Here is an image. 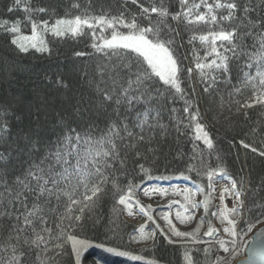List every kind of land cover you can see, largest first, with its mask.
I'll list each match as a JSON object with an SVG mask.
<instances>
[{
  "label": "snow or ice",
  "instance_id": "1",
  "mask_svg": "<svg viewBox=\"0 0 264 264\" xmlns=\"http://www.w3.org/2000/svg\"><path fill=\"white\" fill-rule=\"evenodd\" d=\"M131 2L138 5L143 26L137 15L125 19L124 11L119 16L103 12L90 16L85 12L72 18H57L50 24L48 20L34 18L37 14H48L49 7H35L30 0H11L5 5L8 14L24 13L23 20L0 19V30L13 51L34 50L51 55L52 50L42 38L41 30L58 38H75L83 36L87 28L92 30V49L103 55L97 60L88 52H74L77 58L92 59V64H81L76 69L83 86L77 94L69 96L65 107L52 114L50 122L42 118V106H37L32 114L31 125L34 126L21 127L14 132L17 109L10 101L0 98V264H82L90 248H101L131 261H143V256L81 237L80 233L104 222L97 209L109 195L114 209L119 207L128 217H134L138 210L147 217L136 229L142 241L154 237L158 230L170 244L203 245L202 250L207 255L211 252V242L203 237L220 235L215 241L218 252L228 256L216 254L212 264H252V257L257 255L264 260V227L250 242L249 258L243 262L235 259L237 238L241 235L238 228L245 208L242 196L246 198L252 193L255 199L257 192L264 190V178L257 188H251L250 179L227 176L223 168L201 166L198 170L189 164L190 173L203 174L202 178L207 180V194L198 201L195 194L206 192L203 185H196L195 193L189 188L179 191L173 188L183 196L184 202L170 200L166 207L171 210L179 206L183 211H176L174 217L171 211L163 213L164 227L152 215L153 206L136 198V191L149 199L169 195L167 187L146 184V181L172 179L163 174L153 176L152 167H146L155 166L159 157L165 156L166 146L171 149L169 136H174L175 140L187 136L192 144L190 159L201 165L204 151L211 155L217 149L208 127L201 122L196 87L186 91L182 86L181 61L176 54L182 46L177 44L181 26H222L219 31L198 36L201 42L209 43L214 57L204 62L198 59L194 65L203 94L214 96L222 84L231 86L234 78L242 77V83L251 85L253 91L237 112L247 116L246 109L264 106V0H214L212 3L178 0L180 11L175 13L170 11L168 0H152L147 7L139 0ZM72 7L79 9L80 5ZM201 8L205 11H199ZM218 10L226 14L218 16ZM173 21L176 27L172 26ZM22 23L30 25V35L21 34ZM118 25L127 31L118 30ZM97 27L101 32L105 28L112 29L110 36L97 37ZM195 39L193 35L192 40ZM217 42L220 46L228 45L223 55ZM8 58L13 63L0 61V81L11 83L10 78L17 75V69L15 57L9 54ZM194 69L186 70L188 78L193 77ZM54 86L58 92L68 89L63 78H56ZM235 91L239 93L241 88ZM177 98L182 101L179 110L174 107ZM235 143L264 160V150L244 140L233 141L232 146ZM182 155L184 153L177 149V156ZM216 159L221 157L217 155ZM244 164L246 161H242V166ZM136 173L140 174L138 184L128 179L130 174ZM216 176H226L230 181V186L219 193L223 208L211 213L219 217L220 227L209 222L207 230L199 236L200 225L204 223L201 217L191 231L178 228L174 220L180 225H190L196 220L199 209L208 213ZM179 177L192 179L184 172H180ZM226 196L233 200L231 208L224 203ZM262 207L254 205L260 216H264ZM148 222L155 226L151 235L145 232ZM259 223L264 221L257 218L255 223L248 222L247 232ZM184 261L196 264L189 252H185Z\"/></svg>",
  "mask_w": 264,
  "mask_h": 264
},
{
  "label": "trees",
  "instance_id": "2",
  "mask_svg": "<svg viewBox=\"0 0 264 264\" xmlns=\"http://www.w3.org/2000/svg\"><path fill=\"white\" fill-rule=\"evenodd\" d=\"M35 7L46 6L49 7V13L46 15L37 14L35 19L48 20L53 23L55 19L64 17L72 18L75 15H83L87 12L91 15H98L108 13L112 16H119L121 11L125 12V19H130L132 15H137L138 22L144 25L143 21L139 20L138 5L132 4L131 0H30ZM144 6H148L152 0H139ZM193 0H190L192 3ZM199 3L200 0H195ZM212 3L214 0H207ZM223 2V0H222ZM11 0H0V19H8L10 22L15 19L23 20L24 13L16 12L8 14L5 10V5L10 4ZM171 5L170 11L175 13L180 11L178 0H168ZM73 4H79V9H74ZM199 11H205L201 8ZM226 14L223 10H218L217 15ZM172 26L176 27V22H172ZM22 32L29 33L30 25L22 23ZM118 30L126 32L127 29L122 26H117ZM221 25L202 24L193 25L191 27L181 26V37H177V44L182 45L178 51L177 56L181 61V82L186 91L195 86L196 94L199 97L200 114L203 117L202 121L208 127L210 134L213 136L217 144L216 151L209 155L208 151H204L203 165L197 160H191L190 156L192 144L189 142L187 136L180 137L175 140L174 136H169L168 141L172 145L171 149L165 147V156L159 157L155 166L152 167V175H169L174 179H183L179 177L180 172L185 175H191L190 181L203 185L207 194V180L196 173L188 171V165L192 164L198 170L201 166L208 169L219 170L223 168L226 170L227 176H231L237 180L242 177L251 180V188H257L264 178V160L258 155L253 154L250 150L243 149L239 143L232 146L233 141L238 142L244 140L245 143L251 144L259 150H264V106H254L251 109H246L248 113L244 116L237 112V108L244 101L248 100L252 94L251 85L245 86L242 83L243 78H234L231 86L227 83L219 87L214 96H206L202 92V87L199 83V74L195 71L194 65L199 59L201 62L206 59L214 58L211 55V46L208 42H201L198 36L209 31H219ZM226 27V25H223ZM112 29L105 28L101 32L100 28L95 29L96 36L108 37ZM85 34L78 37H64L58 38L53 36L50 32L45 33L41 30L42 38L47 42L52 50V54L38 53L31 50L29 53H17L13 51V46L8 43V38L0 30V61L5 64H11L8 56L9 54L15 57V66L17 75L11 79V83L7 80L0 81V98H3L12 103L13 108L17 109L16 119L14 120L13 131L15 132L21 127L31 125L33 119L32 114L35 113L37 106H42V118L51 121L52 114L59 111L66 106V102L71 95L77 94L82 88V81L80 80L76 69L81 64L91 66L92 59H99L103 54L95 52L91 44L93 42L92 30L85 28ZM193 35L197 39L192 40ZM192 40L191 43L189 41ZM221 54H224V48L228 45L225 43L220 46L217 42ZM76 51H85L91 54L92 59L88 57L77 58L74 56ZM209 55L206 57L205 54ZM231 55V53H229ZM193 68V77L190 79L187 76V69ZM234 72V76H235ZM56 78H63L68 85L65 91H57L54 86ZM239 87L241 91L237 93L235 89ZM174 105L178 110L182 107V101ZM43 113H47L44 116ZM11 116L12 113L9 112ZM187 123V121H185ZM34 126V125H31ZM103 124L101 128H103ZM191 131V130H189ZM177 149L184 155L177 156ZM221 157L220 160L216 156ZM239 157V158H238ZM242 161L246 164L242 166ZM131 171V169H130ZM217 177V176H216ZM213 181L215 180V178ZM129 180L134 183L140 182V174H130ZM123 181V177H121ZM148 182V181H146ZM166 182V180H165ZM245 199V208L243 209V219L240 224L239 231L241 237L245 238L253 234L261 224H256V227L251 232H247V223H255L257 218L264 221V216H260V211L255 210L254 205L264 206V190H260L253 199L252 193H248ZM214 210V203L210 193V208L207 213L208 220H211V212ZM98 214L103 217V223L95 228H89L88 231L80 233L82 238H86L92 243L103 244L106 247H114L120 251H128L134 255L144 257V260L155 261L161 264H185V252H189L196 260V264H212L216 254H219L217 245L211 243V252L207 255L203 252V245H188L187 247L179 244H170L158 230L155 231V236L151 244L138 248H133L129 244V236L136 230V226L123 218L122 210L119 207L114 209V201L111 195L105 197L100 202L97 209ZM264 211V207L261 208ZM109 221L114 223L110 224ZM113 229V230H110ZM193 249H200V251H193ZM220 255V254H219Z\"/></svg>",
  "mask_w": 264,
  "mask_h": 264
},
{
  "label": "rangeland",
  "instance_id": "3",
  "mask_svg": "<svg viewBox=\"0 0 264 264\" xmlns=\"http://www.w3.org/2000/svg\"><path fill=\"white\" fill-rule=\"evenodd\" d=\"M22 35H30L29 33H21ZM151 185H158V186H162V187H167L169 188V195L166 197H161V196H153L151 199L144 197L141 191H136V197L137 195H142L144 197V201H141V203L148 205L151 204L153 206V213L152 215L155 217V213H159L162 212L166 213L168 211H171L173 214V217L176 213V211H183L182 209L179 208V206H174L171 210H169L166 205L168 204V202L170 200H179L181 203L184 202L183 200V196L180 194H177V192L173 191V188L179 190H183L184 188H189L191 189L194 193H195V186L198 185L190 180H185V179H174V180H160V181H155L153 180V182L151 181L150 183ZM230 186V181L227 179L226 176H217L215 178V180L213 181V187L215 189V191L211 192V197L214 203V210L213 212H218L219 210H221L223 208V205L221 204V202L219 201V193L223 190L224 187H228ZM196 199L198 201H202L204 199L205 193H196L195 194ZM243 199V196H242ZM225 204H227V206L229 208H231L233 206V200L231 197L226 196L225 197ZM210 208V205H209ZM212 213V212H211ZM123 218L127 219V217L125 216V214L122 212ZM243 216V214H242ZM196 220L193 221L190 225H180L178 222H176L174 220V222L177 224V227L180 228L181 230H193L197 224L199 223V220L201 217H204V223L200 225V233L199 236H202V233L204 231L207 230L208 227V223L211 222L213 226L216 227H220L221 221L219 219L218 216L213 217L211 215V220H208L207 217V213L204 212L203 208L199 209L196 213ZM243 219V218H242ZM128 220V219H127ZM157 222L161 224L162 227H164V223H162L160 220L157 219ZM241 224V223H240ZM261 225H264L261 224ZM260 225V226H261ZM136 226V225H135ZM139 226H136V229H138ZM155 226L151 224V222L147 223V227L145 229L146 234L151 235V233L154 231ZM239 231V229H238ZM155 236V235H154ZM129 238V244L133 247V248H138V247H142L145 245H149L152 243L154 237L146 240V241H142L140 239V235L139 233L135 230L134 232H132L130 234ZM199 238V237H198ZM221 238L220 235L216 236V237H203L204 240L206 241H210L213 244H216L215 241L217 239ZM251 238L250 236H246L245 238H242L241 236H239L237 239L240 240V245L243 247L245 245L246 242H248V240ZM191 245V244H190ZM240 251H237L238 253L241 252L242 253V248L239 246ZM218 249V246H217ZM220 255H224L227 257L228 254L223 253L222 251H219ZM237 257V256H236ZM235 257V259H237ZM147 261V260H146Z\"/></svg>",
  "mask_w": 264,
  "mask_h": 264
},
{
  "label": "bare ground",
  "instance_id": "4",
  "mask_svg": "<svg viewBox=\"0 0 264 264\" xmlns=\"http://www.w3.org/2000/svg\"><path fill=\"white\" fill-rule=\"evenodd\" d=\"M136 198L140 199V201H144V197L142 195H137ZM125 216L128 220L135 223L136 226H139L140 224L147 221V217L139 213L138 210L136 211V215L134 217H128L126 214ZM161 216L162 212L155 213V218L164 223L161 219ZM89 253L91 254L89 255ZM89 253L84 254L82 264H132L115 255L104 252L101 248H94L90 250Z\"/></svg>",
  "mask_w": 264,
  "mask_h": 264
},
{
  "label": "water",
  "instance_id": "5",
  "mask_svg": "<svg viewBox=\"0 0 264 264\" xmlns=\"http://www.w3.org/2000/svg\"><path fill=\"white\" fill-rule=\"evenodd\" d=\"M152 182H153V181H152ZM150 183H151V181H150V182H147L146 184H150ZM128 221H129V220H128ZM261 227H264V225H262V226H260L259 228H257V229L254 231V233L252 234L251 239L249 240V242H248L247 245H246V251L244 252V253H245V257L239 259V261L243 262V261H246V260L249 258V254H250V252H251L250 242L254 239V237L256 236V233L259 231V229H260ZM92 249H94V248H90L89 251L92 250ZM96 249H97V248H96ZM85 254H86V253H85ZM117 257H119V258H121V259H123V260H126V261H128V262H130V263H132V264H147V262H148V261H146V260H143V261H131V260H129L127 257H121V256H117ZM156 264H161V263H157V262H156ZM252 264H264V260H262L261 257L257 255V256H255V257H252Z\"/></svg>",
  "mask_w": 264,
  "mask_h": 264
},
{
  "label": "built area",
  "instance_id": "6",
  "mask_svg": "<svg viewBox=\"0 0 264 264\" xmlns=\"http://www.w3.org/2000/svg\"><path fill=\"white\" fill-rule=\"evenodd\" d=\"M237 250H238V248H237Z\"/></svg>",
  "mask_w": 264,
  "mask_h": 264
}]
</instances>
